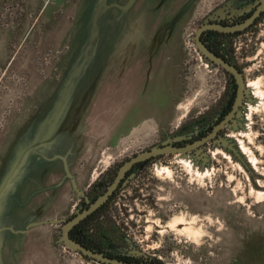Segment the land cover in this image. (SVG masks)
Segmentation results:
<instances>
[{
	"label": "rangeland",
	"instance_id": "1",
	"mask_svg": "<svg viewBox=\"0 0 264 264\" xmlns=\"http://www.w3.org/2000/svg\"><path fill=\"white\" fill-rule=\"evenodd\" d=\"M226 1L175 0L168 14L151 0H0V177L16 189L13 176L31 159L35 172L63 159L55 156L71 160V186L54 189L65 195L60 218L27 221L52 228L46 263L93 264L60 248L63 217L103 172L184 137L222 94L224 73L191 42ZM232 38L249 91L240 128L229 131L241 151L162 154L107 208L125 241L164 264H264V16ZM20 198L9 197L19 207Z\"/></svg>",
	"mask_w": 264,
	"mask_h": 264
},
{
	"label": "flooded vegetation",
	"instance_id": "2",
	"mask_svg": "<svg viewBox=\"0 0 264 264\" xmlns=\"http://www.w3.org/2000/svg\"><path fill=\"white\" fill-rule=\"evenodd\" d=\"M262 4L263 0H227L226 3L218 8L215 13L213 12L210 16L208 15L207 20L199 24L194 30L191 46L200 58H204L207 63L217 66L222 70L225 75L223 92L219 95V98H217L211 108H207V110L203 113L201 112L200 115L188 124H185L179 133H177L184 134V137L178 139L172 138V140L158 145L186 147L196 141H200L196 147L188 150L187 152L179 153H187L188 155L189 153H192V155H194V152H197L198 156L202 155L201 157H203V153L207 151V144L209 147L219 145L222 149L228 151L233 156L235 149H239V152L241 151L239 144L235 141L237 139L232 137L229 131L231 129H237V127L240 128V117L244 114L243 106L246 103V98L249 97V91L247 90L248 83L245 81L246 78L242 70L243 68L236 62L232 55L231 40H233L232 37L240 33L242 34L245 30L256 24L259 19L261 20L264 16V7L259 10V14L255 16L253 21L243 29L231 28L239 24H244L254 14L258 7L262 6ZM202 24L209 25L211 27L200 30L197 35L196 30ZM198 40L208 52L212 53L216 58L222 59L224 63L235 67L240 73L242 77V96L235 109L234 103L239 90L238 78L233 72L223 67L221 63L216 62L214 58L206 55L202 50H200L197 46ZM232 111L233 115L226 119ZM135 154L124 159L112 172L108 173L107 170L106 172H103L102 175L96 179V182L94 181L91 188L85 193V196H81L78 202L74 204L73 211L63 217L59 227L58 240L60 248L73 251L82 257H86L93 264H115L106 262V260L88 256V254L83 253L82 251L70 249L61 238V226L64 222L69 219L71 220L78 212L93 203L96 198L110 186L118 169H120L123 163L126 160L128 161ZM162 154L138 161L134 163L130 169H126L124 176L121 178L112 194H110L109 197H107V199L92 213L88 214L78 223L69 228L68 236L70 239L86 247L93 253L101 254L107 259L118 260L117 264H157L160 262L161 264H164L161 259L150 257L148 254L139 250L138 247L134 246L132 242L125 241V237L123 235L124 233L119 230L116 221L109 218L107 212L108 205L114 200L119 189L123 187L126 182H129L132 175L135 174L138 169L143 168V166H146L153 160L159 158ZM101 218L104 220H101Z\"/></svg>",
	"mask_w": 264,
	"mask_h": 264
},
{
	"label": "crops",
	"instance_id": "3",
	"mask_svg": "<svg viewBox=\"0 0 264 264\" xmlns=\"http://www.w3.org/2000/svg\"><path fill=\"white\" fill-rule=\"evenodd\" d=\"M174 1L175 0H151L152 9L154 11H158V9L168 11L169 14L171 5ZM185 1L188 3L194 0H180V5H178V7H181ZM65 159L66 161L69 160L71 163L70 158L67 159L66 156ZM53 160L55 159L53 158ZM34 166L35 160L33 159L32 162L31 159L30 166L24 164L20 175L13 176L19 183L16 187V189L19 190H16L13 186H9L4 178L1 179L0 177L1 217L7 218L9 222H14V230L18 228L21 222L20 228L17 230L18 233L10 232L9 230H1L0 264H50L46 263V259L51 256L53 249L51 246V241L53 240L52 228L50 227V229L46 231L47 228L37 227L42 226L47 220H43L42 222L38 221L32 225L27 221H31L30 218L32 216L48 217L45 212L49 213L53 218H60L55 216V212L59 211L57 209L62 207L61 204H63L65 195L62 194V198H55L54 194L56 193L54 189L57 184L58 187L62 185V187H64L63 183L66 182V179H69L68 182L71 186V174L66 178L63 159H59V163L56 162V164L48 163L42 168H39L36 172L34 171ZM50 168L52 171H50ZM59 170L64 172L63 178L58 181H53L52 176H55V173ZM46 187L47 189H45ZM48 191H51V198L44 196V193ZM11 195L21 197L20 201L22 205L20 207L16 206L15 203L9 199ZM2 203L9 204L11 207L9 209L3 208ZM4 210L7 211V213H3ZM3 221H5V219H3Z\"/></svg>",
	"mask_w": 264,
	"mask_h": 264
},
{
	"label": "water",
	"instance_id": "4",
	"mask_svg": "<svg viewBox=\"0 0 264 264\" xmlns=\"http://www.w3.org/2000/svg\"><path fill=\"white\" fill-rule=\"evenodd\" d=\"M135 0H128L127 4H132ZM264 7V0H263V4L261 7H258V9L254 12V14L244 23V24H239L231 29H243L245 26L249 25L253 19L255 18L256 15L259 14V10H261ZM211 26L209 25H205L202 24L197 30H196V34H199V31L202 29H206L209 28ZM197 46L200 48V50H202L206 55H209L210 57L214 58L216 60V62L221 63L223 67H225L226 69H228L229 71L233 72L236 77L238 78V84H239V90H238V96L235 100L234 103V109L237 105V103L239 102L241 96H242V77L240 75V73L238 72V70L223 62L222 59L216 58L212 53L208 52L204 46L200 43V41L198 40L197 42ZM233 115V111L231 112V114L229 116H227L226 119H228L229 117H231ZM200 143V141H196L193 144L187 145L186 147H176V146H171V145H158V146H153L148 150H142L137 152L132 158H130L128 161L126 160L123 165L120 167V169H118L117 174L113 180V182L110 184L109 187L106 188V190L100 194L96 200L91 203L90 205H88L86 208H84L82 211L78 212L76 216H74L71 220L69 219L68 221L64 222L63 225L61 226V238L63 240V242L72 250H79L82 251L83 253L88 254V256L91 257H95L97 259H101V260H106V262H110V263H118V260H113V259H107L106 257H104L101 254L98 253H93L92 251L88 250L86 247L82 246L81 244H78L74 241H72L70 239V237L68 236V230L69 228H71L74 224L78 223L81 219H83L85 216H87L88 214L92 213L99 205H101L106 199L107 197H109L110 194H112L113 190L115 189V187H117L118 183L120 182L121 178L124 176L125 170L130 169L132 167V165L138 161L144 160V159H148L151 157H155L159 154H168V153H179V152H187L188 150L196 147L198 144ZM63 158V162L65 163V172L67 175L70 176V172L68 169V163L66 161V156H55V158ZM3 219H5V221H3ZM6 221L8 222V224L4 225V223H6ZM4 226H9L14 230V222H9V220L7 218H3L1 217L0 214V227H4ZM0 234H1V230H0ZM3 234V233H2ZM119 263H123V262H119ZM157 264H161L157 263Z\"/></svg>",
	"mask_w": 264,
	"mask_h": 264
},
{
	"label": "bare ground",
	"instance_id": "5",
	"mask_svg": "<svg viewBox=\"0 0 264 264\" xmlns=\"http://www.w3.org/2000/svg\"><path fill=\"white\" fill-rule=\"evenodd\" d=\"M255 82V81H254ZM168 172V171H167ZM177 218H180L181 220H182V218L181 217H177ZM179 220V219H178ZM177 221V220H176Z\"/></svg>",
	"mask_w": 264,
	"mask_h": 264
}]
</instances>
